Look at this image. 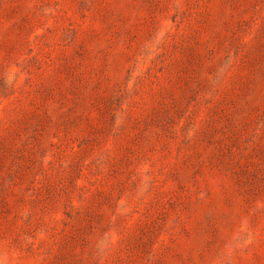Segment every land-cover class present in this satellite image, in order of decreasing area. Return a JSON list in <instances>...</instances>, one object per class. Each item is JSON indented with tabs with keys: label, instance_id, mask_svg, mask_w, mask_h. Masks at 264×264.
<instances>
[{
	"label": "rangeland",
	"instance_id": "1",
	"mask_svg": "<svg viewBox=\"0 0 264 264\" xmlns=\"http://www.w3.org/2000/svg\"><path fill=\"white\" fill-rule=\"evenodd\" d=\"M0 264H264V0H0Z\"/></svg>",
	"mask_w": 264,
	"mask_h": 264
}]
</instances>
